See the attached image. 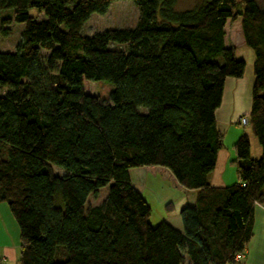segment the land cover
Here are the masks:
<instances>
[{
  "label": "trees",
  "instance_id": "1",
  "mask_svg": "<svg viewBox=\"0 0 264 264\" xmlns=\"http://www.w3.org/2000/svg\"><path fill=\"white\" fill-rule=\"evenodd\" d=\"M114 1L0 0L11 11L0 36L23 25L13 49L0 50V202L18 226L17 263L241 264L234 257L264 205V6L129 0L134 27L80 34ZM236 19L254 55L247 126L261 155L251 158L243 134L239 183L218 188L207 179L223 145L215 112L225 80L246 67L224 42ZM99 81L114 85L110 104L100 103ZM156 171L196 190L194 205L179 210L181 229L148 221L133 184Z\"/></svg>",
  "mask_w": 264,
  "mask_h": 264
},
{
  "label": "rangeland",
  "instance_id": "2",
  "mask_svg": "<svg viewBox=\"0 0 264 264\" xmlns=\"http://www.w3.org/2000/svg\"><path fill=\"white\" fill-rule=\"evenodd\" d=\"M197 0H179L178 7L190 8ZM241 1V0H239ZM259 6H264V0H255ZM239 6V5H238ZM240 8V7H239ZM11 11H0V18L6 16ZM139 12L134 4L129 0L114 1L110 4L107 11L102 14H92L88 21L83 25L80 34L83 36H92L95 33L102 32L108 29H125L132 28L135 26L138 19ZM19 28H23V25L14 24L13 35L8 38L0 36V41L7 42L8 46L0 50H12L15 42L19 39ZM6 40V41H5ZM225 45L234 46L236 51L237 59H242L245 63H251L254 59L253 52L247 48L242 39L240 29V19L235 21L227 20L225 24ZM113 48H120L118 45H112ZM98 93L100 103L110 104L108 100L109 92L114 88V85L107 81H99ZM140 112H144L145 109L140 107ZM240 131L244 130L245 133L250 137L256 138L252 135L248 126L238 125ZM229 142L228 138H225V144ZM260 157V156H259ZM55 172L60 174V169L54 167ZM144 177L146 182H135L133 186L146 200L150 206V214L148 221L151 226H156L160 221H173L176 216L179 218V210L181 206H178V200L182 198L183 192L171 186L170 182L163 178L160 172H145ZM105 194V189L100 191V196L96 200H92L91 203H98ZM187 198L186 195H183ZM173 209H165L166 206ZM179 207V208H178ZM184 207V206H183ZM180 219V218H179ZM19 230L18 226L10 213L8 205L4 202H0V247H9V257L6 264H18V251H19Z\"/></svg>",
  "mask_w": 264,
  "mask_h": 264
},
{
  "label": "crops",
  "instance_id": "3",
  "mask_svg": "<svg viewBox=\"0 0 264 264\" xmlns=\"http://www.w3.org/2000/svg\"><path fill=\"white\" fill-rule=\"evenodd\" d=\"M6 41V40H5ZM0 46H8L7 42L0 41ZM5 50V49H4ZM243 77L239 79L227 78L223 87L222 99L215 112V119L218 130L223 134V145L219 150L213 171L209 173L207 179L211 187H226L239 183L236 174L235 150L234 144L243 135L244 130L240 131L237 120L240 117L248 118L251 107V93L254 82L252 64L245 63ZM247 135V134H246ZM248 136V135H247ZM225 138L229 142L225 144ZM250 143V156L257 159L261 155V149L254 138L248 136ZM143 178L142 184L146 182ZM171 186L181 190L187 198L178 200V206L181 208L186 205H194L196 190H184L177 187L169 179ZM178 207V208H179ZM166 209V208H165ZM174 210V207H172ZM176 229H181V221L176 216L173 221H166ZM9 247H0L1 264H6L9 257ZM241 264H264V205H255L253 212L252 237L246 244L243 251Z\"/></svg>",
  "mask_w": 264,
  "mask_h": 264
},
{
  "label": "built area",
  "instance_id": "4",
  "mask_svg": "<svg viewBox=\"0 0 264 264\" xmlns=\"http://www.w3.org/2000/svg\"><path fill=\"white\" fill-rule=\"evenodd\" d=\"M237 123L241 126H247L248 125V120L247 118L245 117H240L238 120H237ZM243 259V253H238L235 255L234 257V260L237 262V261H241Z\"/></svg>",
  "mask_w": 264,
  "mask_h": 264
},
{
  "label": "water",
  "instance_id": "5",
  "mask_svg": "<svg viewBox=\"0 0 264 264\" xmlns=\"http://www.w3.org/2000/svg\"><path fill=\"white\" fill-rule=\"evenodd\" d=\"M260 97L264 100V92L260 94Z\"/></svg>",
  "mask_w": 264,
  "mask_h": 264
}]
</instances>
